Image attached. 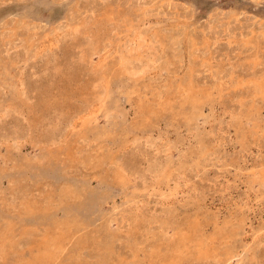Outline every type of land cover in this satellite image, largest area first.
<instances>
[{"label": "rangeland", "instance_id": "374dc122", "mask_svg": "<svg viewBox=\"0 0 264 264\" xmlns=\"http://www.w3.org/2000/svg\"><path fill=\"white\" fill-rule=\"evenodd\" d=\"M0 264H264V0H0Z\"/></svg>", "mask_w": 264, "mask_h": 264}]
</instances>
